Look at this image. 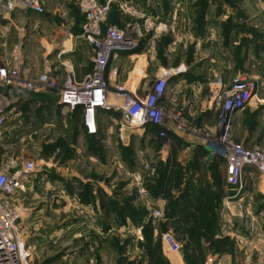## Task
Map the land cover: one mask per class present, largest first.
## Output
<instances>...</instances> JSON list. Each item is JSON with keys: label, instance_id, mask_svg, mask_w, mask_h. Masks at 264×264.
Returning a JSON list of instances; mask_svg holds the SVG:
<instances>
[{"label": "rangeland", "instance_id": "374dc122", "mask_svg": "<svg viewBox=\"0 0 264 264\" xmlns=\"http://www.w3.org/2000/svg\"><path fill=\"white\" fill-rule=\"evenodd\" d=\"M11 1L0 0V7L12 11L14 7H8ZM70 1L82 14L78 0ZM122 1L124 10L112 6L101 29L104 34L108 27L115 26L123 32L125 39L130 40L127 48L130 51L145 46L147 64L140 94L148 92L163 69L172 71L165 96L173 95V98L162 102L160 110L165 117L180 112L184 115V125L177 130L181 122L171 119L170 127L179 133L188 132L206 145H214L221 132L222 145H240L247 156L261 160L264 157V0ZM40 2L45 10L43 0ZM25 11H15L12 18L19 20L15 28L1 18L4 11L0 9L2 29L7 28L6 40L14 44L8 58L0 57V68L6 65L10 70L11 93L18 97L16 108L8 114L2 130L5 138L0 144V169L10 161H16L19 166L26 161L33 163L25 191L15 203L23 236L35 243V248H31L33 264H168L161 237L170 230L165 227L162 215H153L158 209L145 198L146 182L157 177L155 150L161 144L149 141L148 137L132 136L129 134L132 129H125L120 137V110H113L116 120L101 123L96 119L95 130L89 132L82 121V105L71 106V102L85 96L76 84L84 86L93 76L104 82L112 98L113 93L120 96L125 90H134L136 79L142 75L141 64L131 73L132 65L122 72L108 73L107 63L97 67L92 60L91 64H84L80 75L69 65L60 79L45 67L26 79L21 73L22 46L30 29L27 31L21 24L35 16ZM93 55L92 51V59ZM49 61L44 60L43 66L49 67ZM14 69L19 72L15 74ZM43 75L45 80L41 79ZM237 77L254 85V97L233 112L226 111L223 98L218 109L211 110L214 125L197 122L195 118L214 90L225 93ZM180 79L184 89L175 88ZM18 88L25 91L17 93ZM35 89L38 94L34 96ZM80 91L84 92V88ZM185 93L192 107L191 116L178 97ZM32 96L37 100L34 104H31ZM54 101L62 104L54 105ZM48 108L50 114L43 117L42 111ZM17 113L20 114L16 116ZM199 126L204 130L199 131ZM138 130L144 133L143 127ZM165 139L168 140L167 134ZM213 159L212 176L225 177L224 159L216 154ZM144 164L149 171L155 169L153 175L141 172L145 193L140 194L133 174L141 171ZM244 169L242 183L249 177L244 175ZM263 181L256 170L253 182L259 190H252L250 195L241 192L248 195L238 207L242 214L234 210L235 216L229 218V223L225 218L219 221L220 235L230 232L226 229L228 224L233 223L240 230L236 238L233 236V244H227L228 248L222 244L221 249L209 245L207 249L193 251L175 236L181 243L180 251L184 255L193 254L188 264H264ZM169 256L173 255L169 253Z\"/></svg>", "mask_w": 264, "mask_h": 264}, {"label": "crops", "instance_id": "0c3cea01", "mask_svg": "<svg viewBox=\"0 0 264 264\" xmlns=\"http://www.w3.org/2000/svg\"><path fill=\"white\" fill-rule=\"evenodd\" d=\"M43 3L45 4V10L42 13L29 9H20V7H14L12 11L5 6L0 7L1 11H4L1 18L5 19L7 25L15 26V28L18 27L19 20L12 17L18 9L26 10L25 12L30 11L35 16L33 19L26 18L21 24L27 31L30 29L29 34L27 33L23 40L24 62L21 63L22 75L26 79H31L45 67L47 72L60 79L67 72L69 65H72L75 73L80 75L84 64L92 63V48L81 37L83 14L79 12L78 7L70 0H43ZM113 12L111 11V14ZM1 18L0 50L2 52L0 51V57L5 59L10 55L11 46L14 44L11 40L7 42V28L2 29ZM145 49V46H143L135 51L128 49L114 50L107 61L108 73L111 71L116 72V70L122 72L127 70V65H132L129 72L131 73L137 67L139 68L141 64L142 75L134 83V87H137L142 81L144 76L143 69L147 64ZM47 59L50 60L49 67L43 66L44 60ZM182 84L181 79L178 80L175 88L184 89ZM16 91L17 93H23L25 89L18 88ZM36 94H38L37 91L32 92V95L35 96ZM34 96L31 97L34 99L31 104L37 101ZM170 96L172 100L173 95ZM185 96L186 93L178 95L180 101H183L182 104L185 106L187 113L191 116L192 107L188 105V99ZM53 103L54 105L62 104L59 101H54ZM49 104L50 102H47L48 106ZM64 108L68 107L64 106ZM46 114H50V108L42 111L43 117ZM120 115L118 119H120ZM115 117L117 118V115L113 110L99 109L97 113L98 122L101 123L108 120H116ZM195 120L211 126L214 125L215 116L211 110H205L198 114ZM152 132H155V130L150 127L143 134H140L139 130L129 134L138 137H148L149 141H152L154 140L151 136ZM167 135V148L159 150L160 147H158L155 150V158L158 159L156 167L157 177L146 182L148 192V195L145 196L146 202L152 204L154 208L161 212L164 217L165 227L173 232L182 244L189 246L193 251L207 249L209 245L218 249H221V244L225 245V248L228 243L232 245L235 240H233V236L236 238V233H239L240 230L233 223L228 224L229 226L224 224L226 229H230V232L220 235L218 230L221 231V227L220 229L218 228V223L219 221L221 222V218H225L224 220H227V222L230 221L229 218L235 216L234 210L237 213L240 212V202L248 195L241 193L237 196H232L233 192L226 185L224 177L212 176L210 168L213 156L212 159H208L210 149L201 140L188 134V132L179 133L174 127H170L167 130ZM4 138L5 136L0 137V144L4 142ZM167 161L169 166L167 167L166 177L160 179L159 171L163 170ZM245 174H249V177L244 178L243 192L245 191L249 194L252 190H259L258 188L255 189L256 184L253 182L256 169L248 165L244 169ZM261 182L260 186L262 185ZM229 208L230 212L228 211ZM207 228L210 229L208 230ZM26 243L30 249L35 248L34 242L30 243L27 241ZM180 250L171 254L173 255L172 257L165 251L168 264H188V262H191L193 258L192 252L184 255Z\"/></svg>", "mask_w": 264, "mask_h": 264}, {"label": "built area", "instance_id": "2783aa9c", "mask_svg": "<svg viewBox=\"0 0 264 264\" xmlns=\"http://www.w3.org/2000/svg\"><path fill=\"white\" fill-rule=\"evenodd\" d=\"M77 4L84 17L81 25V37L92 48L94 52L92 60L97 67L106 64L114 50L129 48L130 40L125 39L124 33L117 30L115 26L108 27L104 34H102L101 29V24L105 21L112 6L120 11L124 10L122 0H78ZM8 7H20L37 13L44 11L40 0H12ZM14 70L15 74L19 72L17 69ZM9 72L10 70L6 65L0 68V137L2 136V130L5 128L7 116L16 108L18 98L11 93V89L6 94L7 87L13 85L8 76ZM171 72L163 69L161 75L155 79L145 95L139 92L142 84L140 82L137 87H134V90H125L120 96L113 93V98L117 96L115 99L107 92L104 82L98 76H93L84 86L79 83L76 84L78 86L77 90L84 93L85 96L84 99L79 98L71 102V106L82 105L84 111L82 121L89 132L95 130L99 109L106 111L120 110L121 118L118 119L120 137H122L121 133L125 129H132L131 132H137L136 130L140 127H143L144 131L152 127L156 129L152 138L161 144L159 150L166 149L168 143L165 138L167 130L170 128L169 122L172 120L180 121L181 123L176 127L177 130L182 129L184 125L182 123L184 122V115L180 112H177L173 117H165L160 110L161 103L168 98L171 99V96H165ZM45 78V75L41 76V79L45 80ZM16 85H19V83ZM27 86L34 89V86ZM83 88L84 92L80 91ZM253 90V84H247L241 77H237L235 84L225 93L221 90L219 92L214 90L210 99L204 103V107H201L200 112L217 110L223 98L226 111H238L254 97ZM34 91H38V89ZM96 103L99 105H94ZM198 130L202 131L204 129L199 126ZM221 138L223 137H221L220 132L218 141L214 145L207 144L206 146L212 154L224 159L226 163L225 183L233 192L232 196H237L241 194L244 188L242 176L245 165L253 166L259 173L260 179L264 180V157L261 160L252 159L246 155L240 145H222ZM32 169V161H26L21 166L16 161H10L0 169V264H33L32 251L20 230L19 214L15 204L21 199L25 191V185ZM154 169L149 171L148 166L144 164L141 171H136L133 174V180L138 186L140 194L145 193L141 172L144 170L149 175H153ZM241 212L242 210L239 215L242 214ZM152 213L156 217L161 216L159 210H154ZM161 239L166 252L173 254L181 249V243L173 232H164Z\"/></svg>", "mask_w": 264, "mask_h": 264}, {"label": "trees", "instance_id": "16d2710c", "mask_svg": "<svg viewBox=\"0 0 264 264\" xmlns=\"http://www.w3.org/2000/svg\"><path fill=\"white\" fill-rule=\"evenodd\" d=\"M155 131H156V129H154ZM211 163H215V160L213 159L212 161H211ZM169 166V164H168V161H167V163L165 164V166L163 167V170L161 169L160 171H159V178L160 179H162V178H164V177H166V171H167V167Z\"/></svg>", "mask_w": 264, "mask_h": 264}, {"label": "water", "instance_id": "95a60500", "mask_svg": "<svg viewBox=\"0 0 264 264\" xmlns=\"http://www.w3.org/2000/svg\"><path fill=\"white\" fill-rule=\"evenodd\" d=\"M10 89V87H7V90H6V94H8V90ZM128 118V116H126ZM213 154L210 152L208 154V159L210 160L212 158Z\"/></svg>", "mask_w": 264, "mask_h": 264}, {"label": "bare ground", "instance_id": "6f19581e", "mask_svg": "<svg viewBox=\"0 0 264 264\" xmlns=\"http://www.w3.org/2000/svg\"><path fill=\"white\" fill-rule=\"evenodd\" d=\"M94 105H99L98 103L94 104Z\"/></svg>", "mask_w": 264, "mask_h": 264}]
</instances>
